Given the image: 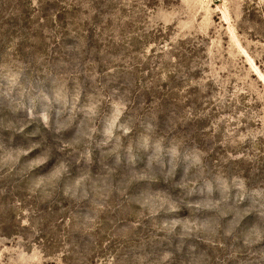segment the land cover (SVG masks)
I'll list each match as a JSON object with an SVG mask.
<instances>
[{
    "label": "rangeland",
    "instance_id": "rangeland-1",
    "mask_svg": "<svg viewBox=\"0 0 264 264\" xmlns=\"http://www.w3.org/2000/svg\"><path fill=\"white\" fill-rule=\"evenodd\" d=\"M0 264H264V0H0Z\"/></svg>",
    "mask_w": 264,
    "mask_h": 264
}]
</instances>
